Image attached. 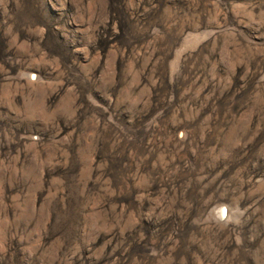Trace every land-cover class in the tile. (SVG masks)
I'll use <instances>...</instances> for the list:
<instances>
[{"label": "rangeland", "instance_id": "374dc122", "mask_svg": "<svg viewBox=\"0 0 264 264\" xmlns=\"http://www.w3.org/2000/svg\"><path fill=\"white\" fill-rule=\"evenodd\" d=\"M0 264H264V0H0Z\"/></svg>", "mask_w": 264, "mask_h": 264}, {"label": "bare ground", "instance_id": "6f19581e", "mask_svg": "<svg viewBox=\"0 0 264 264\" xmlns=\"http://www.w3.org/2000/svg\"><path fill=\"white\" fill-rule=\"evenodd\" d=\"M226 213V212H225ZM223 215V214H222Z\"/></svg>", "mask_w": 264, "mask_h": 264}]
</instances>
